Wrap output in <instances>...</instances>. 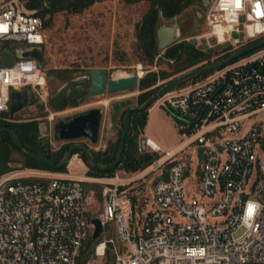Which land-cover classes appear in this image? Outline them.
<instances>
[{"label":"built area","instance_id":"1","mask_svg":"<svg viewBox=\"0 0 264 264\" xmlns=\"http://www.w3.org/2000/svg\"><path fill=\"white\" fill-rule=\"evenodd\" d=\"M31 1L0 0V24L7 25L0 32L3 121H12L11 93L24 88L50 112L45 72L35 59L19 57L45 44V20L29 9ZM208 1L206 21L218 44L238 50L264 41V15L258 14L264 0H239L238 7L237 0ZM4 49L16 58L11 66L1 62ZM21 65L31 71L21 72ZM140 71L142 65L143 77ZM157 104L176 119L186 142L164 152L147 139L146 152L159 156L139 177H89L79 154L69 165L80 156L83 176L46 170L0 176V264H92L94 256L110 253L103 264H264V47L172 89L152 108ZM54 116L50 112V124ZM136 182L146 195L144 212L131 193ZM95 199L98 217L89 209ZM249 201L261 207L246 227ZM95 218L103 232L87 259Z\"/></svg>","mask_w":264,"mask_h":264},{"label":"rangeland","instance_id":"2","mask_svg":"<svg viewBox=\"0 0 264 264\" xmlns=\"http://www.w3.org/2000/svg\"><path fill=\"white\" fill-rule=\"evenodd\" d=\"M149 8V4L145 2L127 4L123 0H103L79 14H70L66 11L56 12L53 15L47 14L45 19H52V25L45 28L44 31L45 44L42 48V70L46 74L44 94L48 96V106L51 96L57 91L68 88L67 83L60 82L54 77V73H50L52 71L72 69L77 76L75 78L76 80L87 79V71L90 69H106L109 78L118 72L136 71L138 65L143 66V71H140V73L144 72L143 77L148 73V70L156 72L172 71L173 67L170 66L173 61L170 64L157 58L155 65H147V61L139 48L138 31ZM178 18L182 20L183 34V38L178 43H191L190 41L192 39H196L197 44L193 45L195 49L203 56H209L211 61H216L217 58L226 53L228 45L218 44L216 38L210 35L206 21V8L201 1L187 8ZM174 21V19L168 21L161 18L159 24L171 25ZM183 55L182 61L187 59L186 54ZM206 64L207 61H204L189 67L186 71L168 80H159L157 86H164L172 79ZM188 65L190 64L186 62V66ZM202 79L189 81L184 86H189ZM140 94V88H136L115 94H106L99 98H84L80 106L76 108H69L62 112H53L50 110L55 115L54 120L50 124L48 120L50 112L46 108L41 107L42 103L40 98L32 93L30 105L16 114L15 121L37 120L40 122V125H47L48 131H43L41 136L50 142L53 150H58L65 143L55 141V123L68 116L91 109H101L103 111V122L99 143L93 145L88 139H82L79 143L95 151L105 150L109 143L117 141L123 130V112L134 107H139L138 96ZM118 108H121L119 113H117ZM142 137L152 140L164 152L171 151L186 142L181 137L176 119L164 107L158 104L150 110L147 126ZM80 158L78 156L75 159V165H69L67 167L68 174L77 176H83L85 174L76 165L77 160ZM15 167H17L16 170L9 171L2 176L31 170L20 168L19 163H16ZM89 170L87 169V176L94 177L91 176ZM58 173L63 174L64 172ZM116 174H119L121 178H133L139 177L141 172L129 173L124 170H119ZM141 183L136 182L130 188L131 193L135 195L134 199L137 208L144 212L147 209L148 203L145 198L146 195L140 187ZM191 186H193V179L188 177L186 180L188 194L191 192ZM99 203L100 199H95L89 205L92 217H98L100 215L101 207ZM108 257L111 258L112 254H106L104 258L94 256L91 261L92 264H103L107 261Z\"/></svg>","mask_w":264,"mask_h":264},{"label":"trees","instance_id":"3","mask_svg":"<svg viewBox=\"0 0 264 264\" xmlns=\"http://www.w3.org/2000/svg\"><path fill=\"white\" fill-rule=\"evenodd\" d=\"M103 0H68L61 6L56 8L44 7L45 0H32L28 5L29 9L39 10V15L45 20V28L52 25V19H45L47 14H54L60 11H66L70 14H79L90 8L96 3L102 2ZM127 4L137 3H148L150 8L143 18L141 26L138 31L139 48L142 51L147 65H155L156 59L164 60L167 63H172L170 67H173L172 71H147L148 73L143 77L138 88H140L141 94L138 96V106L142 110L135 112L132 115L131 127L127 136L126 146L123 150L122 161L120 165L113 170L102 173L98 171L91 163L88 155L82 151H77L75 154H79L85 163L90 167V174L93 176H113L119 170H124L129 173L142 172L148 168L150 163L158 158L156 153H143L140 151L139 145L144 130L147 126L149 119L150 109L155 104L156 95L163 86H157L159 80L165 81L171 77L186 71L189 67L200 64L206 60H210L209 56H203L198 50L195 49L191 43H178L164 51L159 50L158 47V36L157 31L160 27L159 20H173L180 16L187 8L194 5L196 2L201 0H123ZM259 41H256L245 47H241L238 50L226 49L221 57L217 58L216 61H221L227 57L243 51L253 45H256ZM161 53L162 56H161ZM183 54H186L187 59L182 61ZM202 59V60H201ZM186 62L190 65L186 66ZM175 64V65H174ZM202 67V66H201ZM44 71V70H43ZM213 71V70H212ZM212 71L202 74L200 76L192 77L177 87L184 86L189 81H196L198 79L206 77ZM54 77L60 82L72 83L77 77L72 69H62L52 71ZM176 88V87H175ZM81 89L73 88L69 86L65 90L57 91L49 99V107L53 112H62L69 108H76L80 106L82 100L87 94ZM45 108L44 105H41ZM121 108L117 109V113L120 112ZM123 112L122 126L123 130L120 133L117 141L109 143L105 150L95 151L93 150L94 156L97 163L101 167H106L112 164L118 155L120 143L123 137L125 125H126V114L129 111ZM3 121L0 119V128L11 129L19 142L23 145L27 152L43 157L54 165H60L66 158L70 147L73 143H65L58 150H53L50 146V142L43 138L40 134L39 126L40 122L37 120H26V121ZM19 163L22 169L31 170H46L52 172H66L67 168L64 167L59 171H54L48 165L27 156L23 153L20 148L13 141L11 135L7 133H0V176L6 174L9 171L16 170L15 164ZM25 181V180H24ZM100 241H93L90 236L86 243V257L89 259L94 254V249Z\"/></svg>","mask_w":264,"mask_h":264},{"label":"water","instance_id":"4","mask_svg":"<svg viewBox=\"0 0 264 264\" xmlns=\"http://www.w3.org/2000/svg\"><path fill=\"white\" fill-rule=\"evenodd\" d=\"M68 0H45L48 8H56L61 6ZM209 5L208 0H204V7L207 8ZM174 23L171 25H160L157 31L158 36V47L159 50L164 51L175 44H178L183 38L182 34V20L178 17L174 18ZM235 38L238 37L237 33H234ZM191 44L196 45L197 40L192 39ZM264 47V41L257 43L243 51L235 53L224 60L221 61H211L209 64L199 67L191 72L182 74L168 83H166L156 96V100L163 97L169 91L177 87L180 83L196 76H200L212 70L220 69L229 63L245 56L255 50ZM19 57L25 59H35L38 62L40 68L43 66V49L42 47H36L28 51L19 53ZM1 62L6 66H11L16 62V58L6 49L1 52ZM86 87L87 94L85 99L99 98L105 96L106 94H115L130 89H136L139 86V82L142 79L136 71H126L118 72L116 75L111 78L108 77L106 69H90L87 71L86 75ZM69 84V83H67ZM32 98V93L28 88H24L21 91H13L11 93V102H10V119L13 121L16 117V114L21 110L30 105ZM142 110L140 107L131 108L126 114V125L123 133V137L120 143L119 152L116 160L106 166L101 167L94 156L93 150L88 146L80 144L79 141L82 139H88L93 145H97L100 140L101 126L103 122V111L101 109H91L82 113H78L72 116L62 118L54 125V139L57 142L64 143H73L70 147L68 154L65 160L60 165H54L49 162L47 159L31 154L26 151L23 145L19 142L15 134L11 129L0 128V133H7L11 135L13 141L20 148V150L25 153L27 156L34 158L46 165H48L54 171H59L64 167H68L71 161V158L77 151H82L88 155L91 160L92 165L100 172L106 173L114 168L118 167L122 161L123 150L126 146L127 136L131 127L132 115L135 112ZM40 134L43 131H48L47 125L39 126ZM140 147L143 153L147 150V139L142 137L140 140ZM203 150L199 151V160L201 161ZM20 168H22L20 166ZM92 224L95 229L92 234V240L98 241L103 232V227L101 221L98 218L92 220Z\"/></svg>","mask_w":264,"mask_h":264},{"label":"clouds","instance_id":"5","mask_svg":"<svg viewBox=\"0 0 264 264\" xmlns=\"http://www.w3.org/2000/svg\"><path fill=\"white\" fill-rule=\"evenodd\" d=\"M238 6H239V4L237 3V7ZM6 28H7V25L0 24V32H3L4 30H6ZM20 67H21V72L31 71V67L29 65H21ZM5 82H7V81H5ZM4 107H5V104L3 102H0V110H3ZM260 207H261V205H259L258 203L254 202V201L248 202L245 214L242 217V222H243L244 226L251 227V220H252L253 214Z\"/></svg>","mask_w":264,"mask_h":264},{"label":"flooded vegetation","instance_id":"6","mask_svg":"<svg viewBox=\"0 0 264 264\" xmlns=\"http://www.w3.org/2000/svg\"><path fill=\"white\" fill-rule=\"evenodd\" d=\"M72 86L73 88H77V89H81V91H84L87 93V90H85L86 87V79H78V80H74L72 83L68 84V87ZM119 113V112H118Z\"/></svg>","mask_w":264,"mask_h":264},{"label":"crops","instance_id":"7","mask_svg":"<svg viewBox=\"0 0 264 264\" xmlns=\"http://www.w3.org/2000/svg\"><path fill=\"white\" fill-rule=\"evenodd\" d=\"M152 109V108H151ZM180 148V145L173 149V151L178 150ZM134 178V177H133ZM124 179H130V178H124Z\"/></svg>","mask_w":264,"mask_h":264},{"label":"snow or ice","instance_id":"8","mask_svg":"<svg viewBox=\"0 0 264 264\" xmlns=\"http://www.w3.org/2000/svg\"><path fill=\"white\" fill-rule=\"evenodd\" d=\"M237 3L239 4V0H237ZM257 7H259V5H257ZM260 15H264V13H258Z\"/></svg>","mask_w":264,"mask_h":264},{"label":"bare ground","instance_id":"9","mask_svg":"<svg viewBox=\"0 0 264 264\" xmlns=\"http://www.w3.org/2000/svg\"><path fill=\"white\" fill-rule=\"evenodd\" d=\"M142 74V72L140 73V75ZM151 144H154V142L151 140ZM101 251V250H100Z\"/></svg>","mask_w":264,"mask_h":264}]
</instances>
